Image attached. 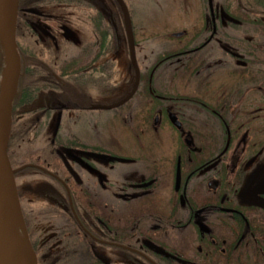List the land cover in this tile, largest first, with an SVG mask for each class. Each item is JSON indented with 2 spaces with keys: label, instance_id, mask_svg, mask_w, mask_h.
<instances>
[{
  "label": "flooded vegetation",
  "instance_id": "af4514ba",
  "mask_svg": "<svg viewBox=\"0 0 264 264\" xmlns=\"http://www.w3.org/2000/svg\"><path fill=\"white\" fill-rule=\"evenodd\" d=\"M123 1L140 71L130 99L118 0H19L36 30L38 86L65 74L63 91L36 90L21 160L36 167L15 175L37 264H264V0H202L195 24L163 34L136 29L139 0ZM47 42L66 48L45 52ZM105 111L130 131L101 133Z\"/></svg>",
  "mask_w": 264,
  "mask_h": 264
},
{
  "label": "water",
  "instance_id": "95a60500",
  "mask_svg": "<svg viewBox=\"0 0 264 264\" xmlns=\"http://www.w3.org/2000/svg\"><path fill=\"white\" fill-rule=\"evenodd\" d=\"M118 2L124 9L130 59L136 69L137 77L135 87L128 98L130 99L138 90L140 71L130 13L123 0ZM18 11L19 0H0V38L6 51L5 75L0 89V107L2 103L6 106V121L2 119L0 113V264L9 259L14 264H37V256L30 243L23 218L15 179V175L25 168L36 166L28 165L13 169L8 154L13 125V104L22 74V59L16 38ZM101 108L111 109L112 107ZM100 158L106 159L107 156L100 155ZM15 217L19 221V226L15 223Z\"/></svg>",
  "mask_w": 264,
  "mask_h": 264
},
{
  "label": "trees",
  "instance_id": "16d2710c",
  "mask_svg": "<svg viewBox=\"0 0 264 264\" xmlns=\"http://www.w3.org/2000/svg\"><path fill=\"white\" fill-rule=\"evenodd\" d=\"M262 5L261 11L264 13V3H259ZM260 13V12H259ZM119 19L124 21V17H119ZM106 20V19H105ZM260 21L261 18H260ZM263 22V21H262ZM36 33V30L31 22H29L25 17L22 18L21 13L18 15L17 18V29H16V38L18 43L19 52L21 54L22 59V66L24 67V70L22 72V76L20 78L19 88L17 95L14 100L13 105V126H12V132L10 136V143H9V149L8 154L9 158L11 160V163L13 165V168L17 169L22 166L29 165L33 163V161H25L24 160L31 158L32 156V149L34 147V140L35 138H32V136H29L30 132H33L35 130V124L33 120L35 119V110H32V104L37 97L38 91H36L38 88H40L42 91H51L54 89H61L60 91H63L61 85L64 83V76L65 74L58 73L57 79L55 77H51L50 81H44L43 88L38 86L37 82L35 81V77L37 76L32 70L31 67L33 66V55L32 53L35 52L38 49L37 46V40L33 37V34ZM107 33H105V38L103 42L104 50H111L110 47L107 46ZM65 44L63 42H47L42 43L41 50L45 52H59L65 50ZM77 47L72 44L71 49L75 50ZM116 48H114L115 50ZM119 49V47H118ZM27 59V60H26ZM25 61L30 66L29 68L25 69ZM6 63V51L3 44L2 39L0 38V77L2 74V71L4 70V66ZM1 87V85H0ZM40 91V90H39ZM37 130V129H36ZM29 132V133H27ZM27 133V135H25ZM23 158V161H21ZM21 161V162H20ZM31 169H28L26 171H29ZM59 170V169H58ZM54 170V174L57 177L62 178V174L58 171ZM35 171V170H32ZM61 172H64V170H61ZM39 173V172H36ZM41 173V172H40ZM21 175V174H19ZM17 175V177L19 176ZM60 189H62L65 192L64 187L59 184L57 181L55 182ZM27 213L25 212V215ZM27 223L29 222L28 216ZM31 231V228L29 227V233ZM155 262L159 263L160 260L156 258L154 260ZM147 264H150L147 262Z\"/></svg>",
  "mask_w": 264,
  "mask_h": 264
},
{
  "label": "rangeland",
  "instance_id": "374dc122",
  "mask_svg": "<svg viewBox=\"0 0 264 264\" xmlns=\"http://www.w3.org/2000/svg\"><path fill=\"white\" fill-rule=\"evenodd\" d=\"M105 3L107 5V3H111V0H105ZM138 5V10L133 12V25L136 27V29H140L143 24L151 26L148 27V33L150 34H152L153 32L159 33L158 29L160 28L161 34H163L164 32L175 31L179 26L183 24L184 26L193 25L195 24L194 21L200 19L198 17L199 15H201V12L205 10L202 8V0H188L186 2L184 0H158L156 4L154 3L148 5L146 0H139ZM73 27H77V25L74 23ZM80 31L81 30L79 29L77 32L74 28L71 30L72 34L77 37L78 41H81ZM167 39L168 38L165 37L164 41ZM159 42L161 41H157V43ZM172 45L176 47L177 43H174ZM116 57L119 62V67L123 70V73H125V76L127 78V68L130 64L127 41H121L120 48L116 54ZM5 67L6 66H4V70L2 71L0 77V85L3 82V78L5 75ZM114 113L115 112L113 111H105L98 114L100 118L103 119V123L100 124V130L102 131L101 133H107L108 136L115 133L118 135L126 134L128 131H130L128 121L115 119ZM73 131H78V133H80L81 129L79 126H77L76 128H73ZM88 131L90 132V130ZM53 132H55L53 128H50V130H48L47 137L50 136ZM44 187L46 186H41L40 188L35 187L34 191L35 193H37V196L42 197ZM34 198L37 199V197ZM45 227L48 228L47 225H45Z\"/></svg>",
  "mask_w": 264,
  "mask_h": 264
},
{
  "label": "bare ground",
  "instance_id": "6f19581e",
  "mask_svg": "<svg viewBox=\"0 0 264 264\" xmlns=\"http://www.w3.org/2000/svg\"><path fill=\"white\" fill-rule=\"evenodd\" d=\"M5 108H6V106H5V103H2L1 104V107H0V113H1V117H2V119L4 120V121H6V112H5ZM15 223H16V225L17 226H19V221H18V219H17V217H15ZM3 264H14L13 263V261L12 260H6Z\"/></svg>",
  "mask_w": 264,
  "mask_h": 264
}]
</instances>
